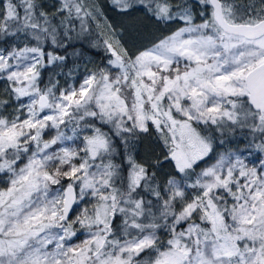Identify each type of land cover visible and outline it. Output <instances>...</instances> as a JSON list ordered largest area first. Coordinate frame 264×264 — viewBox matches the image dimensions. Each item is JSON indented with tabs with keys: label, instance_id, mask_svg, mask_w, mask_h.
<instances>
[{
	"label": "snow or ice",
	"instance_id": "1",
	"mask_svg": "<svg viewBox=\"0 0 264 264\" xmlns=\"http://www.w3.org/2000/svg\"><path fill=\"white\" fill-rule=\"evenodd\" d=\"M0 264H264V0H0Z\"/></svg>",
	"mask_w": 264,
	"mask_h": 264
}]
</instances>
